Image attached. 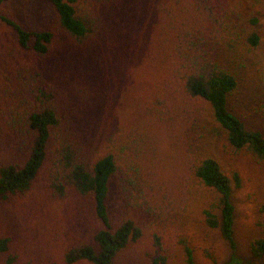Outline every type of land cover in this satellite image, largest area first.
<instances>
[{
  "label": "trees",
  "instance_id": "1",
  "mask_svg": "<svg viewBox=\"0 0 264 264\" xmlns=\"http://www.w3.org/2000/svg\"><path fill=\"white\" fill-rule=\"evenodd\" d=\"M8 1L0 0V7ZM47 1L77 54L57 43L54 30L27 31L2 16L33 64L18 69L2 89L7 105L3 121L19 137L25 161L0 168V203L31 190L46 167L55 197L90 198L103 225L94 236L98 248L78 243L65 252L66 264H114L143 237L134 217L113 220L111 199L119 194L121 202L134 209L148 200L145 186L151 184L141 162L158 128L174 127L181 119L192 124L198 118L210 119L235 153H249L264 165V134L231 110L238 80L217 59L223 45L260 47L259 0H155L148 10L151 19L144 20L147 31L132 38L119 31L120 17L130 14L125 11L130 0ZM110 70L120 73L115 88L129 79L142 95L140 120L134 123L117 115L112 130L110 120L117 117L96 120L92 115L95 94L107 88ZM191 169L218 197L217 212H205L207 224L218 229L236 253L233 194L234 183L242 187L240 175L230 177L211 156L197 159ZM259 226L262 234L250 245L254 259L264 258V221ZM0 255L3 264H17L8 236H0ZM185 255L187 264H197L191 248L186 247ZM152 264H167V258L160 255Z\"/></svg>",
  "mask_w": 264,
  "mask_h": 264
},
{
  "label": "rangeland",
  "instance_id": "2",
  "mask_svg": "<svg viewBox=\"0 0 264 264\" xmlns=\"http://www.w3.org/2000/svg\"><path fill=\"white\" fill-rule=\"evenodd\" d=\"M154 1L130 0L128 10L125 8L130 14L120 17L119 31L131 38L145 33L144 20L151 19L148 10ZM259 5L263 12L257 27L262 36L260 47L223 45L218 48L217 59L238 80V89L230 97L231 110L249 128L264 134V0H259ZM2 16L18 22L27 31L54 30L57 43L67 44L70 53L77 54V48L69 45V39L59 28L57 13L49 1L10 0L0 7V168L25 161L17 144L19 137L3 121L2 110L7 105L2 89L5 83L12 82L18 69L33 64L28 53L17 45L13 29ZM118 74L109 71L107 88L96 92L92 111L96 120L117 117L114 122L110 120L111 130L119 120L117 115L121 120L130 117L134 123L140 120V86L125 79L123 87L115 88L120 83ZM19 75L23 78V74ZM5 115L10 117L6 111ZM203 156L216 158L230 177L240 175L242 187L238 189L234 183L233 194L236 253L219 230L207 224L205 212H217L214 206L218 197L200 183L191 169ZM141 164L145 179L151 184L145 186L148 200L134 209L115 194L111 211L117 222L134 217L144 234L120 253L114 264H152L160 255L167 258V264H187L186 247L192 249L197 264H264V258L254 259L250 249L252 241L262 234L259 222L264 221V165L249 153H235L217 124L202 117L193 124L181 119L174 127L158 128ZM102 227L90 198L73 195L59 199L52 194L48 167L41 171L31 190L0 203V236L11 238L17 264H66L64 255L68 248L78 243L98 248L94 236ZM4 258L0 255V264Z\"/></svg>",
  "mask_w": 264,
  "mask_h": 264
}]
</instances>
